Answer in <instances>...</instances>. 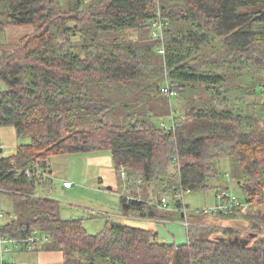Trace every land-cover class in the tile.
I'll use <instances>...</instances> for the list:
<instances>
[{
    "label": "trees",
    "instance_id": "16d2710c",
    "mask_svg": "<svg viewBox=\"0 0 264 264\" xmlns=\"http://www.w3.org/2000/svg\"><path fill=\"white\" fill-rule=\"evenodd\" d=\"M85 1L0 0V31L35 27L14 51L0 50V126L29 139L0 158V188L18 207L0 237L37 231L48 240L32 251L61 253L63 264H264V202L209 213L177 196L211 189L224 159L244 201L264 192V0ZM160 15L167 25L155 38ZM165 85L174 97L162 93ZM98 151L111 153L119 189L133 182L134 198L154 188L147 201L118 190L120 211L156 218L154 204L170 197L163 217L191 222L185 244L160 243L158 232L115 220L92 235L82 219L63 218L46 176L51 159ZM206 212L240 219L247 231L206 226Z\"/></svg>",
    "mask_w": 264,
    "mask_h": 264
},
{
    "label": "rangeland",
    "instance_id": "374dc122",
    "mask_svg": "<svg viewBox=\"0 0 264 264\" xmlns=\"http://www.w3.org/2000/svg\"><path fill=\"white\" fill-rule=\"evenodd\" d=\"M63 1V0H61ZM92 0H86L84 7H88ZM64 15V13H63ZM70 25H75L70 22ZM78 34L74 37V42L77 47H80V40ZM136 35L134 34V37ZM3 36H0L2 39ZM132 38V37H130ZM77 48L75 52H80ZM11 50L9 52H12ZM259 99L264 101V92L262 89L258 91ZM178 101L183 104L182 99L173 100V107ZM176 110V108H175ZM182 108H180V111ZM29 142L28 138L20 139L12 126H0V158L10 157L16 153L17 147L21 143ZM67 163V170H70V182L74 185L72 189H65L61 185L59 178L54 179L55 188L52 190L51 199L59 201L62 207V216L65 219H82L83 225L87 233L95 235L104 230L107 221L110 218L106 212L119 214L122 195H131L130 190L132 185L125 184L123 190L120 188V175L118 174L113 158L109 151H98L92 153H76L68 155H58L54 159L55 163L63 166ZM222 176L219 180L211 183L212 187L207 192H185L183 202L189 205L192 210H205L216 205V190L225 189L227 184H230L229 191L233 192L239 198H244L242 188L231 177H227L230 173L229 160L221 161ZM62 176V174H60ZM232 178V179H231ZM218 185V188L215 186ZM112 187V190L108 188ZM10 191V189H9ZM7 189L0 188V226L9 223L14 215H17V205L13 202V197ZM139 193L134 196V199L146 200L156 197L154 188L152 186L139 189ZM133 197V196H132ZM165 197V196H164ZM163 198V197H162ZM168 204H171V198L166 197ZM15 199V198H14ZM158 209L157 217H141L139 213L130 214L133 219L120 220L123 224L132 225L144 229L153 230L159 233L160 243H175L177 245L185 244L188 241L187 225L185 221H177L173 218H166L164 216V208L158 204H154ZM171 209V208H170ZM260 212L264 213V205L258 208ZM182 210V209H181ZM209 210V209H208ZM99 211H103L100 213ZM186 212L185 208L182 210ZM187 212L186 215H188ZM207 213V212H206ZM15 215V216H16ZM169 217V216H168ZM206 226H217L220 228L234 227L241 231H247V227L242 225L240 219H231L229 217H220L217 214H204ZM188 218V217H187ZM113 219V218H112ZM117 221V218L114 217ZM119 220V219H118ZM190 224L191 222L187 220ZM130 222V223H129ZM7 241L4 243V248H10L12 253H7L5 260L11 264H63V256L58 252H44L37 256V253L29 252L24 249L22 244L17 245L11 238L5 235ZM40 253V252H38ZM13 258V261H11ZM0 264H1V243H0Z\"/></svg>",
    "mask_w": 264,
    "mask_h": 264
},
{
    "label": "built area",
    "instance_id": "2783aa9c",
    "mask_svg": "<svg viewBox=\"0 0 264 264\" xmlns=\"http://www.w3.org/2000/svg\"><path fill=\"white\" fill-rule=\"evenodd\" d=\"M166 25L167 23L164 21L163 18H161V15H160L157 20L152 22L151 30H152L153 36L155 38L163 37L164 36L163 30ZM163 50H164L163 48L160 49V51H163ZM262 91L264 92V85L262 87ZM162 93H164L168 97H174L176 95L175 91L171 90L169 85H165L164 87H162ZM161 126L163 129L167 130L168 132H170L173 128V124L171 126L167 122H163ZM120 173H121V177L126 181L128 178V173L123 166H121L120 168ZM0 174H1V170H0ZM27 175L31 176L32 175L31 171H28ZM46 176L53 178L51 174L49 175L47 174ZM139 182H141V180ZM62 186L65 189H70L73 187V184L69 180H65L62 182ZM229 188H230V184L228 183L225 189L216 190V196H215L216 205L212 208H207L206 209L207 212L209 213L224 212L225 214H230V213H233L234 210L238 207L249 208L252 205H255V209H256L258 208V205H260V203L264 202V192L260 194L258 197H256L255 199L251 198L249 199V201H244L243 199L236 196L233 192H230ZM177 196L183 199L184 193L177 195ZM126 197L128 199H134L130 195H127ZM162 207L164 209H170L168 200L166 197L162 198ZM185 224L187 226L190 225L189 222H186ZM11 240L16 245L20 243L22 244V246H24V248H27L29 251H32L38 243H44L48 240V238L46 236L40 235L39 232L37 231H33L32 233H26L21 239H11ZM6 241H7L6 236L0 237V242L2 245V250H1L2 259L6 256V253L10 252L9 248H6V249L4 248L3 244ZM2 264H11V263L2 261Z\"/></svg>",
    "mask_w": 264,
    "mask_h": 264
},
{
    "label": "crops",
    "instance_id": "0c3cea01",
    "mask_svg": "<svg viewBox=\"0 0 264 264\" xmlns=\"http://www.w3.org/2000/svg\"><path fill=\"white\" fill-rule=\"evenodd\" d=\"M34 31H35V27L31 24L8 25L7 27L4 28V30L0 31V36H3L2 39H0V50H6V51L14 50V48L17 46V44L19 43V41L22 37L27 36L29 34H32V33H34ZM1 150H2V148H1ZM55 158H56V156L51 159V166H52L51 167V170H52L51 175H52L53 179L59 178L61 181L60 183L62 185L63 181H65V180L70 181V179H71L70 170H67V163H65V160H63V162L65 164L61 167L57 163H55V161H54ZM60 174H62V176H60ZM72 188H70V189H72ZM108 189L112 190L113 188L109 187ZM99 212L103 213V211H99ZM106 213H107V216L110 217V218H108L110 220H115L114 217L117 218V221L123 220V222H124V220H127V219H133L129 215H125L122 212H120L119 214L111 213V212H106ZM1 250H2V245H1ZM29 252L37 253L36 255L39 256V254L44 253L46 251L37 250V251H29ZM38 252H40V253H38ZM9 253H12V251H10ZM11 261H13V258H11Z\"/></svg>",
    "mask_w": 264,
    "mask_h": 264
},
{
    "label": "water",
    "instance_id": "95a60500",
    "mask_svg": "<svg viewBox=\"0 0 264 264\" xmlns=\"http://www.w3.org/2000/svg\"><path fill=\"white\" fill-rule=\"evenodd\" d=\"M2 151V150H0ZM256 234V233H255ZM219 239L221 241H225V240H228V242L231 244V245H239V246H248L251 239L250 238H247V237H235L233 239H227V238H224V237H219Z\"/></svg>",
    "mask_w": 264,
    "mask_h": 264
}]
</instances>
